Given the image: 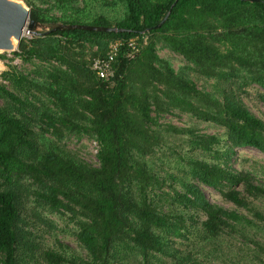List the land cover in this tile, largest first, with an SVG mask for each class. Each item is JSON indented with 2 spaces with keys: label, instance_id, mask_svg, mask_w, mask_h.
Masks as SVG:
<instances>
[{
  "label": "trees",
  "instance_id": "16d2710c",
  "mask_svg": "<svg viewBox=\"0 0 264 264\" xmlns=\"http://www.w3.org/2000/svg\"><path fill=\"white\" fill-rule=\"evenodd\" d=\"M19 1L46 30L0 74V264H69L32 221L67 214L76 264H264V184L232 166L237 149L264 154V122L244 104L251 88L264 103V0ZM109 55L103 80L92 64ZM71 138L96 145V165Z\"/></svg>",
  "mask_w": 264,
  "mask_h": 264
},
{
  "label": "rangeland",
  "instance_id": "374dc122",
  "mask_svg": "<svg viewBox=\"0 0 264 264\" xmlns=\"http://www.w3.org/2000/svg\"><path fill=\"white\" fill-rule=\"evenodd\" d=\"M45 30V28L37 27L35 32H43ZM28 36L29 35L27 34L24 35V37ZM16 51L17 48L6 53L0 51V74L8 69V65L20 67L21 62L18 59H15L11 63L8 61V59L13 58L12 53ZM1 56H4L5 59H1ZM158 56L162 59L168 60L175 71H177L184 64L179 57L174 54H170L167 51H159ZM197 84L198 87H201L203 83L199 82ZM248 93V96L244 99V104L254 116L264 122V103L258 99L255 88L249 89ZM165 121L177 127H185L189 125V119L184 115H169L165 117ZM198 128L204 134H220L219 131H216L206 124H201ZM66 146L69 150L75 152L79 157H81L86 163L90 165L97 164L95 158L96 145L86 138H82L81 140H77L75 138L68 139L66 141ZM234 158H236V162L232 165L234 169L238 171L248 170L253 172L258 175L264 184V154H261L254 149L244 148L237 149L236 156ZM201 189L210 203L225 209H234L232 205L224 203L221 197L214 190L207 187H201ZM30 214L32 213L30 212ZM46 217L49 220L45 219V223L38 222L35 218H32V221L35 224V230H33V232L38 237V241L41 246L62 254L69 260V264L78 263V259L85 257V252L79 246L74 237V225L69 220L70 215L67 214V216L63 218L54 216ZM48 222H51L54 228H50V224ZM177 247L183 251L190 248H186L187 246L185 243L182 245L177 244ZM190 250L192 249L190 248ZM261 258L264 260L263 256H261ZM215 264H219V261H215Z\"/></svg>",
  "mask_w": 264,
  "mask_h": 264
},
{
  "label": "water",
  "instance_id": "95a60500",
  "mask_svg": "<svg viewBox=\"0 0 264 264\" xmlns=\"http://www.w3.org/2000/svg\"><path fill=\"white\" fill-rule=\"evenodd\" d=\"M164 22V21H163ZM162 22V23H163ZM160 26V25H159ZM157 26L156 28H158ZM38 24L29 18L27 6L17 0H0V51L11 52L18 47L19 42L25 34H34ZM56 30H84L101 33H120L122 30L116 28L91 27V26H57ZM11 37L16 39L13 46ZM16 46V47H15Z\"/></svg>",
  "mask_w": 264,
  "mask_h": 264
},
{
  "label": "built area",
  "instance_id": "2783aa9c",
  "mask_svg": "<svg viewBox=\"0 0 264 264\" xmlns=\"http://www.w3.org/2000/svg\"><path fill=\"white\" fill-rule=\"evenodd\" d=\"M130 48L132 52L127 55V58L132 59L134 57V53L137 51L134 44H131ZM112 50L115 52L117 47L113 46ZM111 62H113V55L107 56L106 59H97L92 64V70L100 79L109 80L113 76Z\"/></svg>",
  "mask_w": 264,
  "mask_h": 264
},
{
  "label": "bare ground",
  "instance_id": "6f19581e",
  "mask_svg": "<svg viewBox=\"0 0 264 264\" xmlns=\"http://www.w3.org/2000/svg\"><path fill=\"white\" fill-rule=\"evenodd\" d=\"M10 1H14V0H10ZM11 42L13 43V46L16 44V39L11 37Z\"/></svg>",
  "mask_w": 264,
  "mask_h": 264
}]
</instances>
